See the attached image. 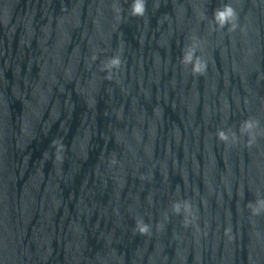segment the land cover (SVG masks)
I'll list each match as a JSON object with an SVG mask.
<instances>
[{
  "label": "water",
  "instance_id": "obj_1",
  "mask_svg": "<svg viewBox=\"0 0 264 264\" xmlns=\"http://www.w3.org/2000/svg\"><path fill=\"white\" fill-rule=\"evenodd\" d=\"M131 3L0 0V264H264V0Z\"/></svg>",
  "mask_w": 264,
  "mask_h": 264
},
{
  "label": "clouds",
  "instance_id": "obj_2",
  "mask_svg": "<svg viewBox=\"0 0 264 264\" xmlns=\"http://www.w3.org/2000/svg\"><path fill=\"white\" fill-rule=\"evenodd\" d=\"M146 2L147 0H132V3L130 4V15L134 17H143L146 12ZM156 7H159V5H155ZM115 10L117 12H120V8H117L115 5H113ZM117 19H120L119 16H117ZM212 21H214V24L219 29H224L225 26H228L229 31H235L238 27V13L236 12L235 8L232 6L231 3H223L221 6L217 7L213 11L212 15ZM197 49H200V43L198 38L193 37L192 42L188 45H186L182 49V55L180 58V62L183 65H191V71L192 74L195 76H202L206 73L208 63L207 60H205L201 55H198ZM122 52V49H121ZM97 57L95 55L92 56V59L95 60ZM122 64L121 54H116L108 58L107 64L102 68V70H107L108 75L107 79H112V69H119ZM258 124V121H253L252 119H246L242 126H241V132H248L251 133V130L254 129ZM217 139L223 142H227L229 140V136L227 132L224 129H217L216 132ZM233 139H235V135H233ZM253 142L252 139L249 140V144ZM65 145L61 144L59 148L56 150L55 153V160H59V162H62L63 160V151H64ZM112 164L116 163V160L113 159L111 161ZM258 204L261 205L262 208H264V199H260L257 201ZM183 206V209L186 214L191 213V204L188 201H184L183 205L181 202L176 201L172 204V211L176 214H179L181 212V208ZM248 207L252 208V204L249 203ZM253 214H258L259 210L252 208ZM167 218V216H165ZM191 221L188 219V216L186 215L183 224L185 227H187ZM162 224H158V228H162ZM134 232H138L140 235H150L151 233V226L150 224L146 223L143 218H140L139 220L135 221V227ZM231 233V227L225 228V234L229 235ZM229 239H231V236L229 235Z\"/></svg>",
  "mask_w": 264,
  "mask_h": 264
}]
</instances>
